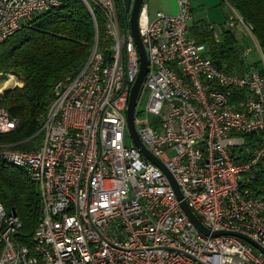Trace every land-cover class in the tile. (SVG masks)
Returning <instances> with one entry per match:
<instances>
[{"label": "built area", "instance_id": "obj_1", "mask_svg": "<svg viewBox=\"0 0 264 264\" xmlns=\"http://www.w3.org/2000/svg\"><path fill=\"white\" fill-rule=\"evenodd\" d=\"M67 1L0 0V44ZM82 1L95 21V9L101 12L109 46L101 48L97 37L87 62L56 84L37 146L0 144V161L24 168L40 190L30 244L20 240L17 211L0 204V264H264V253L243 239L213 236L241 233L264 249V68L217 66L191 36V0H176V14L153 19L142 5L148 71L135 127L210 231L205 235L158 164L126 143L140 72L131 13L124 0ZM223 1L231 9L227 27L243 25L253 36L252 25ZM18 127L0 106V137Z\"/></svg>", "mask_w": 264, "mask_h": 264}, {"label": "trees", "instance_id": "obj_2", "mask_svg": "<svg viewBox=\"0 0 264 264\" xmlns=\"http://www.w3.org/2000/svg\"><path fill=\"white\" fill-rule=\"evenodd\" d=\"M230 2L243 21L252 25L253 35L264 54V0ZM65 3L64 7L28 22L0 44V74L16 75L22 83L1 95L0 106L19 121V127L3 134L0 144H13L25 150L41 129L40 119L51 107L56 84L74 75L87 62L97 37L101 48L109 46L104 19L98 9H95V21L82 0ZM191 36L208 46L217 66H225L229 72L245 69L242 46L231 32H224L223 40H219L212 30L195 24ZM39 194L37 183L24 168L0 161V204L20 215L23 221L20 240L28 244L39 218Z\"/></svg>", "mask_w": 264, "mask_h": 264}, {"label": "water", "instance_id": "obj_3", "mask_svg": "<svg viewBox=\"0 0 264 264\" xmlns=\"http://www.w3.org/2000/svg\"><path fill=\"white\" fill-rule=\"evenodd\" d=\"M145 0H124V7L125 10L129 13H131L130 17V31L132 33V36L134 38L135 44L137 46V51L139 52L140 56V72L138 75V78L133 86L129 101V108H128V125L129 129L132 135V140L134 141V144L136 147L142 152V154L155 163L156 165L161 168V170L167 175L173 185V189H175L178 199L181 202V206L184 210V213L187 214L189 219L193 222V224L197 227L198 230H200L205 235H210V231L203 226V223L200 221V219L194 214L192 209L188 206L187 202L184 201L183 195L181 193V190L179 189L178 183L175 180L174 176H172V173L168 170V168L162 164V162L154 157L150 152H148V149L145 147V145L142 143L141 140H139V136L136 130L135 125V110H136V102L137 97L140 91V88L143 85V82L145 80V75L148 71V58L146 54V50L142 41V38H140V32H139V19H140V11L142 8V5L144 4ZM218 235H234L236 237H239L249 243V245H252L255 249L261 251L264 253V249L254 240H252L250 237L241 234V233H234V232H215L213 233V236Z\"/></svg>", "mask_w": 264, "mask_h": 264}, {"label": "crops", "instance_id": "obj_4", "mask_svg": "<svg viewBox=\"0 0 264 264\" xmlns=\"http://www.w3.org/2000/svg\"><path fill=\"white\" fill-rule=\"evenodd\" d=\"M222 1L223 0H219L218 3V0H191L192 8H193L192 10L195 19L193 25L200 24L204 28L212 30L219 40H223L224 32L226 31L231 32V34H233L236 37V39L242 46V59L245 68L251 65H256V66H260L261 68H264V54L259 46V42L257 38L254 35L252 36V39L246 37L243 29H241V31L239 29L237 30L229 29L225 22L228 18V14L226 12L224 13L223 16L224 19L221 21V18L223 17L221 16V10L219 9V7ZM144 3L148 7V14L151 19L155 18L158 12H164L166 14H176V12H178L177 11L178 5L176 0H145ZM202 5L207 8L206 14L201 17H198L199 15L195 7L197 8ZM151 8L153 10L152 12H154V15L152 17L150 15ZM206 20H208L210 23L208 24L207 23L208 21L206 22ZM220 21L222 23L218 26L217 24H219ZM192 27H191V32H192ZM255 49H257L258 54L255 55L254 59H251V55H253ZM16 84L18 83L16 82ZM19 85H22V83H20Z\"/></svg>", "mask_w": 264, "mask_h": 264}, {"label": "rangeland", "instance_id": "obj_5", "mask_svg": "<svg viewBox=\"0 0 264 264\" xmlns=\"http://www.w3.org/2000/svg\"><path fill=\"white\" fill-rule=\"evenodd\" d=\"M218 3H219V0H218ZM194 6V5H193ZM230 8V6H229V4L228 3H226V2H224V4L223 3H220V7H219V9L221 10V16L223 17L224 16V13L226 12L227 14H229V12H231V9H229ZM195 9H197V13H198V17H201V16H203V15H205L206 14V7L205 6H200V7H195ZM153 10H152V8H151V10H150V15H151V17L154 15V12H152ZM223 14V15H222ZM224 19V17L223 18H221V21ZM195 20V19H194ZM208 20H206V22H207ZM220 21V23L219 24H217L218 26L222 23ZM201 23V22H200ZM203 23V22H202ZM208 24L210 23L209 21L207 22ZM27 24V23H26ZM26 24H25V26H26ZM241 24V23H240ZM241 27L243 28V30H244V34H245V36L246 37H248V38H250V39H252V36L249 34V32H248V30L243 26V25H241ZM219 35V34H218ZM2 46L0 45V48H1ZM258 51H257V49H255V51H254V53H253V55H251V59H254L255 58V55L256 54H258L257 53ZM11 75L12 74H9V75H7V77H3V75L2 74H0V86H1V88H2V91H5V90H7V89H10V88H12V87H14V86H16L15 84H16V82L18 83L17 85H19L20 84V81H19V77L18 76H16V75H13L14 76V81L9 85V86H5L4 85V83H5V81H9L10 79H11ZM6 78V79H5ZM143 108V107H142ZM132 138H127V140H126V143H127V145H132L133 144V140H131ZM39 142H40V140L38 139H35L32 143H30L28 146H26L25 148L26 149H31V148H33V147H35V146H37L38 144H39Z\"/></svg>", "mask_w": 264, "mask_h": 264}, {"label": "bare ground", "instance_id": "obj_6", "mask_svg": "<svg viewBox=\"0 0 264 264\" xmlns=\"http://www.w3.org/2000/svg\"><path fill=\"white\" fill-rule=\"evenodd\" d=\"M14 81V76L11 75V79L9 81H5L4 85L9 86ZM2 91V88L0 86V92Z\"/></svg>", "mask_w": 264, "mask_h": 264}]
</instances>
